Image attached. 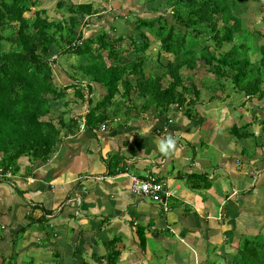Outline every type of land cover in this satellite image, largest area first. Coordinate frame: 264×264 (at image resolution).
Instances as JSON below:
<instances>
[{
	"label": "trees",
	"instance_id": "1",
	"mask_svg": "<svg viewBox=\"0 0 264 264\" xmlns=\"http://www.w3.org/2000/svg\"><path fill=\"white\" fill-rule=\"evenodd\" d=\"M45 1L0 0L2 176L16 173L21 160L45 163L56 146L76 132L95 135L102 123L119 118L135 101L154 118L163 116L167 121L166 114L173 107L188 119H199L197 87L208 78L196 83L199 69L215 76L209 78L212 90L220 81V92L229 100L234 90L236 97H247L264 109V15L261 30H255L246 25L239 10L253 1L259 2L263 12L264 0H143V13L153 15L149 19L137 14L127 19L123 11L135 9H124L122 0H103L102 10H95L92 3L57 0L52 12L44 7ZM115 3L120 5L118 14L113 13ZM120 19L133 24L136 34L126 36L114 24ZM153 44L158 48L151 58L147 50ZM252 54L258 59L251 61ZM157 68L161 73L152 74ZM94 83L104 89L98 98L92 97ZM117 96L122 100H116ZM210 101L218 103L215 95ZM81 105L84 109L75 112ZM224 108L219 106L214 117ZM211 134L221 137L214 129ZM259 161L264 166L262 155ZM194 174L179 173L178 177L191 191L206 190V180ZM135 237L144 251L143 228L136 229ZM234 250L227 252L229 261L214 264H264V236L260 234L243 237ZM119 255L114 249L95 261L115 264Z\"/></svg>",
	"mask_w": 264,
	"mask_h": 264
},
{
	"label": "crops",
	"instance_id": "2",
	"mask_svg": "<svg viewBox=\"0 0 264 264\" xmlns=\"http://www.w3.org/2000/svg\"><path fill=\"white\" fill-rule=\"evenodd\" d=\"M77 1L92 3L95 10L103 9L105 2ZM134 1L124 0L123 7L129 10L137 6ZM122 24L126 36L136 34L134 27L128 32ZM204 92L210 94L208 99L213 96L211 86ZM101 94L104 89L95 84L92 97ZM224 94L220 92L219 100ZM243 97L238 95L236 99L242 101ZM255 104L246 122L252 127L249 135L239 134L240 127L230 123L239 132L235 139L221 130L222 112L214 117L211 105L202 110L195 106L199 119H188L177 111L166 117L167 121L151 113L137 121L128 117L133 115L129 107L119 118L102 123L95 135L83 130L65 138L45 163L21 160L16 173L0 177L1 264L8 258H14L11 264H55L56 259L57 264H100L95 259L114 249L120 253L115 264H206L211 251L215 257L229 250L233 253L243 237L264 236V178L259 181L260 176L256 182L251 179L256 167L263 163L260 156L264 159V109ZM198 124L208 133L214 129L215 134H221L220 139L211 136L208 140L210 147L220 152L216 167L211 161L215 156L206 155L207 144L201 143L200 157L193 149L190 161L188 149L179 144L182 140L189 148L194 144L193 138L200 132ZM177 132L182 133L177 144L181 154L164 156L157 147L160 140L169 134L175 138ZM91 140L99 143L101 155L80 154L81 147ZM151 164L154 170H149ZM121 168L123 172H119ZM179 173L202 175L206 180L203 183L209 186L191 191ZM134 175L164 178L161 180L176 196L170 211L165 213L159 205L133 195ZM46 189L52 195L49 210L42 195ZM233 191L237 194L233 195ZM35 192L38 201L28 195ZM256 223L258 229L254 230ZM138 227L143 228L144 251L136 241Z\"/></svg>",
	"mask_w": 264,
	"mask_h": 264
},
{
	"label": "rangeland",
	"instance_id": "3",
	"mask_svg": "<svg viewBox=\"0 0 264 264\" xmlns=\"http://www.w3.org/2000/svg\"><path fill=\"white\" fill-rule=\"evenodd\" d=\"M53 1L54 0H46L45 1V4H44V7L49 8L48 10L50 12H52V9H54L53 6L55 5V3H52ZM136 1H139L141 3V5H142L141 8H144L145 9V7H146L145 1H143V0H135L134 2L136 3ZM143 2H144V4H143ZM132 7L135 9V11L130 12L131 18L135 17L136 14L137 15H144L143 17H146L148 19L153 16V15L147 14V13L144 14L143 13V9H140V6H138V5L137 6H134L133 5ZM119 8H120V5L118 3H115L113 13L114 14H116V13L118 14ZM123 8L126 9L125 7H123ZM239 10L242 11V16L241 17H242V19L245 22H248V24H246V25L249 28H253L255 30H261L262 24H261V21H260V17H262L264 15V11L263 12L261 11V7L259 6V2H253V1H251V2H245L244 4H242L239 7ZM111 17L112 16L110 15V19H111ZM110 19L107 21V25H110L111 24V20ZM122 22H123V24H122ZM114 24H117V26H121V24H122V26H125V27L128 28V30H129L128 32H131V31L134 30L133 29V25H130V24L127 25L125 23V19H120L118 21V23L115 22ZM105 25H106V23H105ZM99 27H101V26L96 25V28L97 29ZM113 34L114 33H111V36L112 37H114ZM151 39L153 40V38H151ZM125 42L127 44V40L126 39H125ZM187 47H188V45H187ZM157 48H158V45L157 44H153L147 50V54L149 56H153L154 53H155V51L157 50ZM188 49H189V47H188ZM195 49H197V47H195ZM195 51H197V50H195ZM164 56H166V55H164ZM168 58H166V59L168 60ZM250 58H251V61H255V60L258 59L257 54H252ZM164 59L165 58L162 56V60H164ZM145 72L146 73L149 72L148 68L146 69ZM160 73L161 72H160V70L158 68H157V70H155V71L152 72V74H160ZM197 73H198V77H195L196 83H199L201 81V79L204 78V77H208V78L205 81V84L198 85V87H197V90L200 91V96L198 97L195 106L198 109L202 110L204 107L206 108L207 106H210V105L214 104V105H212V110L217 115L219 113V106H224L225 108L224 109H221V112L222 113L220 115L221 116V119H222V122L224 123V126L221 127V130H224L225 132H228V135H229V136H227L228 138L230 137L232 139H235L234 128L230 125V123L231 124L235 123L236 125H238V127L241 128V129H238V131L240 133L245 132L246 130H248L247 128H250V125H246V122L248 121V116L251 117V113L250 112H251L252 108L256 107V104L254 103V101L245 100V97H243L244 100H242V101H241V99L240 100L239 99L237 100L236 99L237 93L234 90H231V94L229 96L231 101L228 99V96L226 94H224V96L219 100L218 97H220V96H218V95L220 94V88H222V84H221L220 81H216L215 82V87L212 90L213 91L212 92V95H215L217 97L218 103L217 104L212 103L210 101V99H208L209 98L208 96L210 94H207L206 92H204V89H207L208 86H211V83L209 81V78H211V80H213L215 76H213L211 74H209V75L206 74L202 69H199ZM186 84L189 85L190 82L188 81V82H186ZM118 98L121 99L120 97H118ZM116 100H117V98H116ZM140 104L141 103L138 102V101H135L134 102V105L132 107H130V110H129L130 113L132 111V114L133 115L128 116V117L133 118V119H135L137 121L142 120L141 117L146 112H144L140 108H138V107H140ZM135 106H136V108H134ZM83 109H84V107H83ZM75 116H76V114H75ZM148 118L152 119L151 116H148ZM250 121H252V120H250ZM200 124L197 125V126H199L198 130H200V132L196 133L195 138H193V139H195V142H194V144L190 148L185 145V142L183 140L179 144L183 146V149H188L187 152H186L187 157H188L187 158L188 161H190L192 155L195 154V152H193V149H196L197 157H200L199 155L202 153V150H201V147H200L201 143L203 145H206L207 144L209 147H208V150L206 152V155L209 154V153H212L215 156L214 159H213L212 164H213L214 167H216L218 165V159H219L220 152H218L214 148L210 147V145L208 144V140H209V138H211L212 134L211 133H208L207 131H205L206 128L204 129V126L201 125V127H200ZM261 127H264V123L261 124ZM164 130H167V129H164ZM181 135H182V133H180V132H177L175 134V138L177 139L176 140L177 141V144H178V140L181 139ZM122 141H124V140H122ZM207 145H206V147H207ZM98 146H99V143H97L94 140H91L90 143H86V144H84L81 147L80 154H84V155H90V154H92L93 155V152H94L97 155H101V152H100V149H99ZM203 147H205V146H203ZM76 148H79V146L76 147ZM181 152L182 151L179 150V147L177 146L176 147V151L174 153L181 154ZM174 153H171V154H174ZM151 163L154 165L153 162H151ZM29 164H30V162H29ZM152 164L150 165L149 170H154V168H156ZM74 167H76V164L73 163L72 164V168H74ZM257 167H259L258 169H262L263 168V165L257 166ZM257 167H256V169H257ZM153 172H155V171H153ZM175 173L176 172H174V175H175ZM160 174H162L164 176V173L163 172H160ZM263 178L264 177H260V178H258V180L260 181ZM161 179H164V178H161ZM251 179L253 180V182H256L257 181V179L255 177H251ZM79 181L81 183H83V178H80ZM254 185H255V183H254ZM48 192H49L48 189H46L42 193V195L46 197L45 198V201H46L45 207H46V209L49 210V206L48 205H50L51 202H52V195H50ZM37 194H39V193H37ZM28 195H29V197H33V199L36 200V201L39 200V197L36 195V192L33 193V194L30 193ZM71 204L72 203H70L69 205L71 206ZM252 228L254 230L258 229V224L257 223L254 224L252 226ZM20 235H23V234L21 233ZM210 254H211V257L207 260L206 264H214V262H226V261H229L230 256H231V254H229V255L226 254L224 258H221L223 256H221V257H219V256L215 257L214 254L212 253V251H211ZM12 259H9L8 258L7 261L4 260L3 261V264H7L8 261H10V263L8 262V264H11L14 261V258H12ZM0 264H1V260H0Z\"/></svg>",
	"mask_w": 264,
	"mask_h": 264
},
{
	"label": "bare ground",
	"instance_id": "4",
	"mask_svg": "<svg viewBox=\"0 0 264 264\" xmlns=\"http://www.w3.org/2000/svg\"><path fill=\"white\" fill-rule=\"evenodd\" d=\"M116 1H118V0H116ZM122 1L124 2V0H122ZM133 4H135V2H133ZM136 5L140 6L141 3L139 1H137ZM100 10H102V9H100ZM123 13L125 14V17L127 19H129L130 13L124 12V11H123ZM151 38H153V37H151ZM103 128H105V127H103ZM9 173L11 175V172H9ZM8 177H10V176H8ZM132 177H136V178H138L139 180H142V181L151 182L152 185H158V186H160L161 189H160V192L158 194L161 197V201L160 202H154L151 199V197L148 196V195H146V196L145 195H141L140 196V195H136V194H134L132 192L133 195H135L138 198H146V199L150 200L152 203L159 205L165 213H167L168 211H170V209H171V207H170L171 200H172V198H174L176 196H175V192L172 189H170V188L167 187V185L165 184L164 180H161L158 177H154V176H151V175H148V176L143 177V178L138 177V176H135V175L132 176ZM232 194L233 195H236L237 193L235 191H233ZM221 264H223V263H221Z\"/></svg>",
	"mask_w": 264,
	"mask_h": 264
},
{
	"label": "clouds",
	"instance_id": "5",
	"mask_svg": "<svg viewBox=\"0 0 264 264\" xmlns=\"http://www.w3.org/2000/svg\"><path fill=\"white\" fill-rule=\"evenodd\" d=\"M118 97H120V96H117V100H122L121 97H120L121 99H119ZM245 100H248L247 97H245ZM177 111H178V113L181 112L180 109L175 110L172 107V109L170 111H168L169 113L166 114V117H171ZM181 113L184 114L183 112H181ZM103 130H105V128H103L102 131ZM157 147H158V150L161 152V154H163L164 156H168L171 153H174L176 151L177 141L171 134H169L160 140ZM262 165H263V163H262ZM252 176L255 178H258L260 176L264 177V166L262 169H256V171L252 174Z\"/></svg>",
	"mask_w": 264,
	"mask_h": 264
},
{
	"label": "built area",
	"instance_id": "6",
	"mask_svg": "<svg viewBox=\"0 0 264 264\" xmlns=\"http://www.w3.org/2000/svg\"><path fill=\"white\" fill-rule=\"evenodd\" d=\"M0 174L2 176V170L0 169ZM0 176V177H1ZM3 176L8 177L10 176V173H4ZM132 184H131V190L134 194L136 195H148L151 197V199L154 202H160L161 201V197L159 196V192H160V186L158 185H152L151 182L148 181H142L139 180L136 177H132ZM146 186V187H145Z\"/></svg>",
	"mask_w": 264,
	"mask_h": 264
}]
</instances>
